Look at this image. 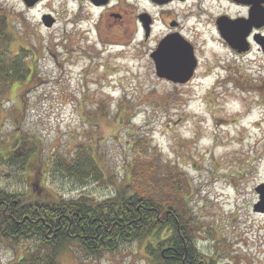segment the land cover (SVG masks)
Listing matches in <instances>:
<instances>
[{
    "label": "rangeland",
    "instance_id": "obj_1",
    "mask_svg": "<svg viewBox=\"0 0 264 264\" xmlns=\"http://www.w3.org/2000/svg\"><path fill=\"white\" fill-rule=\"evenodd\" d=\"M75 11L72 0H43L28 11L21 0H0L8 50L13 55L23 46L32 55L25 58L28 78L0 95V190L28 196L36 184L54 196L99 201L135 172L134 190L185 209L206 258L264 264V201L255 190L264 184V52L233 55L203 22L193 36L199 57L193 77L167 81L149 59L154 38L120 34L87 6ZM44 14L56 19L53 27L41 24ZM18 139L36 143L24 163L13 161ZM81 152L95 160L100 180L77 181L52 163ZM171 181L183 188L181 196L167 190ZM154 244L145 238L91 255L70 243L55 258L156 264ZM35 245L0 237V264Z\"/></svg>",
    "mask_w": 264,
    "mask_h": 264
},
{
    "label": "trees",
    "instance_id": "obj_2",
    "mask_svg": "<svg viewBox=\"0 0 264 264\" xmlns=\"http://www.w3.org/2000/svg\"><path fill=\"white\" fill-rule=\"evenodd\" d=\"M6 21L0 15V95L25 81L32 69L25 62V58L32 57L29 48L20 46L13 55L8 50L11 33ZM35 146V142L26 145L25 140L18 139L14 148L19 153L12 155L13 161L26 162ZM1 160H5L2 154ZM52 163L56 170L80 182L89 176L101 179L95 160L85 152L69 160L56 157ZM36 175L38 178L39 173ZM136 176L132 172L112 196L99 201L84 195L56 197L44 185L36 184L28 196L0 190V237L36 242L32 252L12 264H58L57 250L70 243L97 255L145 238L155 240L150 249L156 264H218L198 250L185 209L171 201L158 202L146 191L134 190ZM178 186L171 181L167 190L181 196L183 188Z\"/></svg>",
    "mask_w": 264,
    "mask_h": 264
},
{
    "label": "flooded vegetation",
    "instance_id": "obj_3",
    "mask_svg": "<svg viewBox=\"0 0 264 264\" xmlns=\"http://www.w3.org/2000/svg\"><path fill=\"white\" fill-rule=\"evenodd\" d=\"M43 0H36L26 10L34 8ZM75 14L83 6L98 10L97 15L128 37L140 34L143 42L154 38L149 59L155 68L154 53L161 45L169 49L183 47L189 43L198 65L197 49L193 36L203 22H210L213 41L218 47L239 57L253 52L262 53V0H214V5H204V0H72ZM74 14V12H72ZM44 15H49L45 17ZM42 16V25L56 24L50 14ZM76 17H78L76 15ZM165 43L161 44L163 41ZM187 46H184V48ZM219 61H223L221 58ZM197 66L194 70L196 71ZM194 74V73H193ZM166 80L165 78H162ZM168 81V80H167Z\"/></svg>",
    "mask_w": 264,
    "mask_h": 264
},
{
    "label": "water",
    "instance_id": "obj_4",
    "mask_svg": "<svg viewBox=\"0 0 264 264\" xmlns=\"http://www.w3.org/2000/svg\"><path fill=\"white\" fill-rule=\"evenodd\" d=\"M36 0H31V2H26L28 6L33 5ZM264 3V0H262ZM48 17V15H45ZM43 17V20L46 26H50L51 23H48ZM264 25V7L262 6V26ZM264 39V37H262ZM163 41L161 44L165 43ZM184 46H187L184 48ZM183 47H177L176 49H169L164 45H161L159 49L154 53V61L156 67V75L161 78H166L167 80L173 82L183 83L188 81L193 71L196 67V59L193 55L192 48L189 43L184 44ZM262 51L264 52V40H262ZM256 192L260 194L261 201L259 204H262L264 201L263 191L264 184H260L255 188ZM264 203V202H263ZM261 211H264V207Z\"/></svg>",
    "mask_w": 264,
    "mask_h": 264
}]
</instances>
